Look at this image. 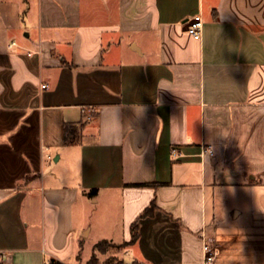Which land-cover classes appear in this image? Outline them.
<instances>
[{
  "label": "crops",
  "instance_id": "1",
  "mask_svg": "<svg viewBox=\"0 0 264 264\" xmlns=\"http://www.w3.org/2000/svg\"><path fill=\"white\" fill-rule=\"evenodd\" d=\"M102 240L264 264V0H0V262Z\"/></svg>",
  "mask_w": 264,
  "mask_h": 264
},
{
  "label": "rangeland",
  "instance_id": "2",
  "mask_svg": "<svg viewBox=\"0 0 264 264\" xmlns=\"http://www.w3.org/2000/svg\"><path fill=\"white\" fill-rule=\"evenodd\" d=\"M110 227H103L102 233H106L108 235L111 231L121 237L122 230L114 225L112 230L109 229ZM103 234V235H104ZM109 236H106V238ZM94 237L92 236V244L94 242ZM87 243L85 246L86 256L81 253L79 256V260L75 262V264H124L123 256L125 248L124 244H112V242L108 241L101 246V249H93V246ZM92 252V253H91ZM132 264H142L138 261L131 262Z\"/></svg>",
  "mask_w": 264,
  "mask_h": 264
},
{
  "label": "built area",
  "instance_id": "3",
  "mask_svg": "<svg viewBox=\"0 0 264 264\" xmlns=\"http://www.w3.org/2000/svg\"><path fill=\"white\" fill-rule=\"evenodd\" d=\"M187 31L196 39L202 38L204 30V22L201 14H195L188 19ZM16 45L15 41H12L10 47ZM216 247L212 242L203 241V254H204V263L203 264H212L216 257ZM49 264V261L47 262Z\"/></svg>",
  "mask_w": 264,
  "mask_h": 264
},
{
  "label": "trees",
  "instance_id": "4",
  "mask_svg": "<svg viewBox=\"0 0 264 264\" xmlns=\"http://www.w3.org/2000/svg\"><path fill=\"white\" fill-rule=\"evenodd\" d=\"M129 185H133V186H149L151 185L150 183H132ZM157 208V204L155 201H152L150 203V205L148 207H146L144 209V211L140 214V216L132 223L131 225V240L130 243H134L138 240L139 236H140V219L143 217H147V216H152L155 213V210ZM107 240H102L99 241L95 246L94 249H101V246L106 243ZM0 264H2V262H0ZM49 264H63L59 261H56L54 259H52Z\"/></svg>",
  "mask_w": 264,
  "mask_h": 264
}]
</instances>
